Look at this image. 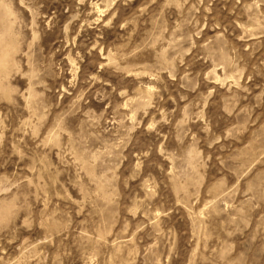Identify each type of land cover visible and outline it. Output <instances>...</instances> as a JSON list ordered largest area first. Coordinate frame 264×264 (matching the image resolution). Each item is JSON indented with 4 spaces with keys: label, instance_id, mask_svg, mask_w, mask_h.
Listing matches in <instances>:
<instances>
[{
    "label": "rangeland",
    "instance_id": "obj_1",
    "mask_svg": "<svg viewBox=\"0 0 264 264\" xmlns=\"http://www.w3.org/2000/svg\"><path fill=\"white\" fill-rule=\"evenodd\" d=\"M0 264H264V0H0Z\"/></svg>",
    "mask_w": 264,
    "mask_h": 264
}]
</instances>
